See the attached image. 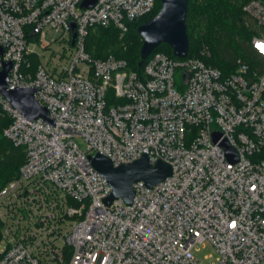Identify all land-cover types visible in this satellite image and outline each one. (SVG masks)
I'll list each match as a JSON object with an SVG mask.
<instances>
[{
	"label": "built area",
	"instance_id": "obj_1",
	"mask_svg": "<svg viewBox=\"0 0 264 264\" xmlns=\"http://www.w3.org/2000/svg\"><path fill=\"white\" fill-rule=\"evenodd\" d=\"M82 1L0 0V72L10 61L8 89L36 87L53 121L27 118L0 92L11 118L3 135L26 149L0 187V264H206L197 254L206 242L213 264H264V0L243 6L257 27L255 61L239 58L226 72L206 61L207 49L157 51L142 75L114 55L92 57L85 40L94 25L124 34L157 0ZM49 33L74 51L66 64L33 70L29 56L49 47ZM96 152L115 166L146 154L172 173L152 187L134 182L131 203L108 205Z\"/></svg>",
	"mask_w": 264,
	"mask_h": 264
},
{
	"label": "trees",
	"instance_id": "obj_2",
	"mask_svg": "<svg viewBox=\"0 0 264 264\" xmlns=\"http://www.w3.org/2000/svg\"><path fill=\"white\" fill-rule=\"evenodd\" d=\"M248 0H189L186 16L189 35V56H199L205 49L210 51L206 61L220 69L231 71L239 58L252 62L255 55L251 38L255 34L248 15L243 10ZM161 0L156 1L154 9L128 22L127 31L122 34L114 25H94L89 28L85 40L86 51L94 58L114 55L128 63V69L142 75L148 59L141 60L142 37L138 26L153 17L159 10ZM161 51L175 57L172 48L162 43L150 56ZM149 56V57H150ZM33 70L40 63L37 55H30ZM11 118L0 108V187L15 178L26 160L24 146L15 145L3 135V129Z\"/></svg>",
	"mask_w": 264,
	"mask_h": 264
},
{
	"label": "water",
	"instance_id": "obj_3",
	"mask_svg": "<svg viewBox=\"0 0 264 264\" xmlns=\"http://www.w3.org/2000/svg\"><path fill=\"white\" fill-rule=\"evenodd\" d=\"M98 0H83L80 4L82 8L93 7ZM189 0H161L160 10L150 19L138 26V32L142 37L140 49L142 64L148 55L160 44H168L173 54L177 57H185L189 53L190 40L187 33L186 16ZM73 41L76 37V25L72 23ZM12 63H4L3 70L0 72V92L7 98L13 107L18 109L29 119L43 118L49 123H53L49 111L37 100L35 93L36 87H21L8 89V73ZM221 133L214 132L213 139L218 141ZM221 145L226 149L230 161L238 160L235 149L229 144L227 139L221 141ZM91 164L97 169L110 183L111 194L105 199L110 205L113 200L122 198L127 203H131L134 194V182L144 181L149 187L164 180L172 173V166L165 160L159 159L152 164L149 157L145 154L141 158L129 163L115 166L112 160L96 152L89 155Z\"/></svg>",
	"mask_w": 264,
	"mask_h": 264
},
{
	"label": "rangeland",
	"instance_id": "obj_4",
	"mask_svg": "<svg viewBox=\"0 0 264 264\" xmlns=\"http://www.w3.org/2000/svg\"><path fill=\"white\" fill-rule=\"evenodd\" d=\"M160 8H161V5H160ZM248 18L251 21L253 31L256 33L257 32L256 24L254 23L253 19L249 15H248ZM47 41L51 42L49 47L43 49L40 46H38V49L42 53L41 55L38 56L40 61L43 63H48L51 66H52V63L54 64L56 62L65 63V64L68 63V60L71 57V54L73 53L74 48L68 45L63 39H58L56 41H53L51 33L48 34ZM255 59L256 58H254L252 61H255ZM75 139L81 147L85 148L86 143L81 136H76ZM3 245L4 243L0 245V248L3 247ZM197 254L206 264H213L216 261L215 250L213 246L208 242L199 246V249L197 250Z\"/></svg>",
	"mask_w": 264,
	"mask_h": 264
}]
</instances>
